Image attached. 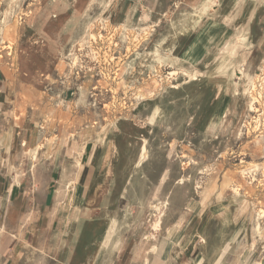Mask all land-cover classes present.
<instances>
[{
	"label": "rangeland",
	"instance_id": "374dc122",
	"mask_svg": "<svg viewBox=\"0 0 264 264\" xmlns=\"http://www.w3.org/2000/svg\"><path fill=\"white\" fill-rule=\"evenodd\" d=\"M240 6L0 0V83L71 148L69 212L30 217L16 264H264V0Z\"/></svg>",
	"mask_w": 264,
	"mask_h": 264
},
{
	"label": "crops",
	"instance_id": "0c3cea01",
	"mask_svg": "<svg viewBox=\"0 0 264 264\" xmlns=\"http://www.w3.org/2000/svg\"><path fill=\"white\" fill-rule=\"evenodd\" d=\"M237 1L241 4L240 9L245 11L251 8L246 7V3L255 0ZM37 91L25 83H0V264H16L23 242L29 238L32 227L30 217L48 211V202L66 203L70 200L69 197L64 199L65 187L70 183L69 133H48L40 128L38 130L39 125L28 128L27 116L23 115L24 106L32 102L36 104L41 99ZM53 137L55 141L48 146L46 140ZM80 137L77 145L82 140ZM35 202H39L40 207H34ZM68 205L67 202V207L61 209L69 212ZM82 219L101 226L95 233L100 243L108 221L100 220L98 223L81 216L79 222ZM76 235H79V230Z\"/></svg>",
	"mask_w": 264,
	"mask_h": 264
},
{
	"label": "bare ground",
	"instance_id": "6f19581e",
	"mask_svg": "<svg viewBox=\"0 0 264 264\" xmlns=\"http://www.w3.org/2000/svg\"><path fill=\"white\" fill-rule=\"evenodd\" d=\"M146 149V148H145ZM144 158H146V152H145V154H144Z\"/></svg>",
	"mask_w": 264,
	"mask_h": 264
},
{
	"label": "built area",
	"instance_id": "2783aa9c",
	"mask_svg": "<svg viewBox=\"0 0 264 264\" xmlns=\"http://www.w3.org/2000/svg\"><path fill=\"white\" fill-rule=\"evenodd\" d=\"M10 54V52H8Z\"/></svg>",
	"mask_w": 264,
	"mask_h": 264
}]
</instances>
